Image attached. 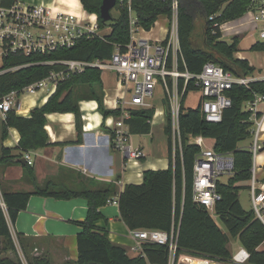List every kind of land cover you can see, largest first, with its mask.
<instances>
[{
  "label": "trees",
  "instance_id": "16d2710c",
  "mask_svg": "<svg viewBox=\"0 0 264 264\" xmlns=\"http://www.w3.org/2000/svg\"><path fill=\"white\" fill-rule=\"evenodd\" d=\"M83 10L96 14L99 28L108 27L101 36L86 39L79 38L72 47H57L55 50L25 55L20 52L7 51L1 55L0 65V99L15 90L20 96L24 87L37 83L49 76L50 72L62 68L60 64H48L44 61L57 59L94 60L109 58L115 45L124 48L130 41L131 23L129 13L135 16V27L149 30L158 17L164 16L169 21L173 14L177 21L176 31L179 40L177 68L192 74L201 72L203 63L212 61L223 69L230 71L235 77L250 76L254 68L247 61L235 58L236 40L227 44L220 39V24L235 20L254 6L253 0H118L115 4L116 15L102 22L98 16L101 0H79ZM13 0H1L0 5L6 7ZM174 3L176 6H174ZM197 21L200 30L196 31ZM166 39L163 41L165 43ZM250 50H264V43L252 44ZM168 65L171 54L168 53ZM20 66L18 69H10ZM101 72L96 67H87L82 72L70 74L58 80L55 92L51 94L40 108H33L29 116L15 114V108L6 113L0 123L1 138L6 135L9 126L19 132V141L15 148L0 149V164L15 163L20 152L33 150L47 144L44 129L45 113L73 112L76 129L80 130V111L78 100L94 99L103 117L108 114L117 116L120 109H105L102 105L103 89ZM169 87L170 82L168 83ZM179 94L178 129L180 142L172 152L170 103L167 96L162 98L164 106L163 132L167 136L168 166L165 169L143 171L140 184H125V188L117 195L119 217L129 230L162 229L170 231L174 227L177 253L187 252L202 257H215L222 264H236L232 261L233 253L228 243L234 240L245 248L249 254L242 264H264V249L260 244L264 241V224L256 217L252 209L245 210L238 199L241 188L248 186L240 181L250 179L252 169V153L248 148L238 147L241 140L251 137L253 121L246 104L254 101L256 95L264 97V81L253 80L248 85L232 84L226 91L231 105L224 108L220 122H210L203 117L200 105L195 108L184 107V99L188 90L198 89L189 79L183 91V79L177 80ZM155 108L130 109L129 118L125 119L131 134L148 133ZM256 115H260L259 112ZM190 136H202L213 140L212 149L217 153L232 155V172L226 181H216L215 190L219 199L210 212L203 205L192 199L193 164L199 147L189 143ZM14 149L19 153H14ZM24 173L32 180L34 173L28 164H24ZM120 174L115 176V180ZM91 187L77 190L51 189L34 186L28 191H2L0 206L1 250L10 251L13 257L0 256V264H23L17 255L16 245L11 238L6 219L14 223L19 211L26 208L32 194L50 195L56 199H69L82 196L86 199L87 211L83 220L77 224L81 231L77 234V260L65 264H167L168 250L166 245L144 242L141 252L136 256L127 255L125 249L110 242L106 230L98 229L95 221L104 219L99 208L115 193L113 182L92 181ZM222 222L227 232L218 226L214 216ZM106 221V219H104ZM19 238V237H18ZM21 249L26 255L27 264H52L43 255L26 254L23 241L19 238Z\"/></svg>",
  "mask_w": 264,
  "mask_h": 264
},
{
  "label": "crops",
  "instance_id": "0c3cea01",
  "mask_svg": "<svg viewBox=\"0 0 264 264\" xmlns=\"http://www.w3.org/2000/svg\"><path fill=\"white\" fill-rule=\"evenodd\" d=\"M16 1L25 4H44L72 11L76 14L86 13L81 7L79 0ZM253 2L254 6L251 9L256 8L259 3L258 0H253ZM250 11L245 12L240 17L235 18V20L220 24V39L227 44H231L236 40L234 57L246 60L248 65L254 68L251 75L247 76V78L250 81H264V50H250L252 44L256 42L264 43V41L258 39L259 25L252 19ZM131 14L134 13L131 12ZM158 18H161L162 22L159 23L157 29H153L157 23V20H155L149 30L140 28L136 32L137 35L135 37L141 36L152 42L164 41L170 30L172 20H176L175 14L172 15L169 21L164 16ZM130 34L134 36L133 32ZM259 38L263 39L260 35ZM1 63L0 52V65ZM100 72L103 89L102 105H104L106 110L117 109L119 108L117 100L122 95V88L117 83L116 74L112 70L106 69L104 70V77H102V71ZM54 92L55 86L47 84L41 90L22 94L15 107V114L21 117L29 116L33 108H40ZM126 99H128V95ZM78 106L81 122L79 132L76 129L73 112H47L45 113L44 122V129L48 139L47 144L38 149L20 152L21 156L18 158L23 157L26 159V154L29 156L30 163L26 160L25 164L32 168V173H34L33 180L24 173V164L18 161L7 165L0 164V201L2 191H28L32 190L34 186L43 188L45 185L51 189L77 190L82 187H91L93 185L92 181L113 182L115 193L111 198L117 197L124 190L125 184H140L144 170L165 169L168 166L167 149L164 153H146V150L152 149L153 145L152 126L159 123L164 124L163 105L155 109L154 113L156 114L157 109L160 108L161 114L156 121L153 120L155 115L153 114V122L148 133H130V137L132 135L140 136L137 139L131 138L132 144L142 148L146 154L140 161H127L126 157L113 147L111 124L116 116L108 114L103 117L94 99H80L78 100ZM257 111L259 113L264 111V101L257 102ZM2 121L3 118L0 119V123ZM261 128L260 139L262 145H264V121ZM141 134L150 136L151 147L147 148ZM18 139L19 132L14 126H9L5 137L1 138L0 125V149L2 147L15 148L18 144ZM206 139L211 141L212 145L213 140L210 138ZM240 142L247 143L241 144ZM251 142V137L241 140L238 143V147L248 148ZM13 152L19 153L16 149ZM252 163L255 166L258 183L257 191H259L261 188L264 189V150L258 151ZM117 174H120V178L115 180ZM240 184L248 186L243 188V190H246L250 199V182L248 180L240 181ZM239 201L243 209L249 210L252 208L251 204L245 206L241 199ZM87 204L86 199L82 196L56 199L50 195L32 194L28 199L26 208L18 212L14 223L9 222L5 212L11 238L15 242L18 254L20 255L21 252L24 255L19 243V238H21L24 247H26V254L43 255L52 264H65L68 261H76L78 257L76 236L81 231V226L77 222L85 217ZM3 209L5 210V208ZM99 211L106 221L99 219L95 221V226L98 229L106 230L108 240L121 245L127 255H138L140 251L135 246V240L129 234V228L126 227L119 217L118 203L102 205ZM263 243L259 246L262 249H264ZM1 245L2 239L0 237ZM134 246L135 248H133ZM238 248H242L239 243ZM0 256L13 257L10 251H3L1 247ZM24 264H27L26 255H24Z\"/></svg>",
  "mask_w": 264,
  "mask_h": 264
},
{
  "label": "built area",
  "instance_id": "2783aa9c",
  "mask_svg": "<svg viewBox=\"0 0 264 264\" xmlns=\"http://www.w3.org/2000/svg\"><path fill=\"white\" fill-rule=\"evenodd\" d=\"M118 1V0H116ZM120 1V0H119ZM258 6L251 9L252 19L259 25L258 35L264 39V0H258ZM174 6L175 3H174ZM93 16V17H91ZM96 14H76L53 6L44 4H25L14 0L6 7L0 6V52L1 55L7 51L20 52L25 55L40 54L55 50L57 47H72L79 38L88 39L92 36H101L97 33L99 29L96 22ZM173 21V20H172ZM131 23L130 33H136L141 27H135V17L129 13ZM220 27V26H219ZM130 34V41L122 49L115 45L109 58L81 60V59H57L56 61H44L48 64H60L62 68L50 72L49 76L41 81L30 84L22 90V94L41 90L45 85L56 86L58 80L69 77L70 74L82 72L85 68L96 67L100 71L112 70L116 74L117 83L122 88V95L118 97L120 114L117 115L112 124L113 147L127 161H140L146 154L131 142L128 124L125 119L129 118L130 109L150 108L147 100L153 96L156 78L159 80L163 90V96H167L170 103L172 152L176 140L179 144L180 135L178 129L179 94L177 91V80L183 79V91L189 79L200 92V110L204 118L210 122H220L224 108L231 105L226 91L232 84L248 85L247 77H235L230 71L223 69L212 61L203 63L201 72L197 74L181 71L177 68V55L179 53V40L177 37L176 23L173 21L165 43L154 41ZM171 54L168 65V53ZM14 66L10 69H18ZM170 86L169 87V83ZM20 95V96H21ZM128 95V99L126 96ZM20 96L15 90L0 99V115L4 119L9 110L15 108ZM263 102L262 95H256L254 101L247 103L246 109L251 113L253 127L251 129L252 142L248 149L252 153V162L263 146L260 139L261 126L264 121V111L256 115L257 102ZM155 114V113H154ZM164 119V112H163ZM153 120L151 118L150 123ZM202 136H190L189 143L199 147V153L194 160L193 170V193L192 199L203 205L212 212L214 205L219 199L215 190L218 177L223 174L230 175L232 172V155L229 153H217L211 146L204 147ZM26 160L29 156L26 154ZM249 191L252 210L264 224V189L257 191L255 166L252 163ZM106 203H117V197L109 198ZM0 206L5 208L2 201ZM129 234L135 240V246L141 252L144 242H153L166 245L168 250L167 264H222L215 257H202L187 252L177 253L176 233L172 226L170 231L162 229H133ZM264 242V241H263ZM264 244V243H263ZM135 246L133 248H135ZM249 254L245 248L238 249L232 256L236 264L244 263ZM24 264V260L21 257Z\"/></svg>",
  "mask_w": 264,
  "mask_h": 264
},
{
  "label": "rangeland",
  "instance_id": "374dc122",
  "mask_svg": "<svg viewBox=\"0 0 264 264\" xmlns=\"http://www.w3.org/2000/svg\"><path fill=\"white\" fill-rule=\"evenodd\" d=\"M111 13L112 15H116V10L113 8L111 10ZM132 17H134V14H131ZM157 23L154 25L153 29H157L158 26H159V23L162 22V19L161 18H158ZM200 21H197V24H196V31L195 33H198L199 30H200ZM173 24V21L171 22V26ZM99 27V26H98ZM108 31V27H104V28H99L97 30V33L98 34H104V32H107ZM137 33H134V36H136ZM258 39L260 41H264V39H260L259 38V35H258ZM153 44V42H151ZM104 74L105 72L102 71V77H104ZM156 84H155V90H154V94L152 97H150L147 102L151 104V106L153 108H157V107H160L163 105V103H161L162 101V96H163V90H162V87L160 85V82L159 80L156 78ZM199 99H200V92L198 89H191V90H188L187 92V95L184 99V107L186 109L188 108H195L198 106V104L200 103L199 102ZM161 114V109L158 108L157 109V112L156 114L153 116V120L156 121L157 118H159ZM0 119H2L1 115H0ZM163 125L162 123H159V124H156V125H153L152 126V130H153V136H154V139H153V145H152V149L150 150H146V153H157V152H161V153H164V151H166L167 149V136H165L164 132H163ZM142 138L147 146V148L151 147V143H150V136L149 135H142ZM140 136H133L132 135V139H137L139 138ZM241 143V142H240ZM247 142H242L241 144H245ZM204 147L206 146H211V141H208L207 139L204 140V144H203ZM229 177L228 174H223L221 176L218 177V181L220 182H223V181H226L227 178ZM238 199H241V201L243 202V204L245 206H249L251 204V200L249 199V197L247 196V192L246 190H243V188H241L238 192ZM214 216V215H213ZM218 226L220 227V229L224 232H227L226 228L224 227V225L222 224V222L219 220V218L217 216H214ZM228 233V232H227ZM1 247V246H0ZM228 248L231 249L232 253L234 254L239 248H238V243L237 241H230V243H228ZM17 255L22 259L24 260V255L20 252V255L18 254L17 252Z\"/></svg>",
  "mask_w": 264,
  "mask_h": 264
},
{
  "label": "water",
  "instance_id": "95a60500",
  "mask_svg": "<svg viewBox=\"0 0 264 264\" xmlns=\"http://www.w3.org/2000/svg\"><path fill=\"white\" fill-rule=\"evenodd\" d=\"M116 0H101L99 5L98 16L102 22L110 20L112 17L111 10L115 8ZM260 150H264V145L260 148ZM15 161H18L22 164L26 163L25 158H16Z\"/></svg>",
  "mask_w": 264,
  "mask_h": 264
},
{
  "label": "bare ground",
  "instance_id": "6f19581e",
  "mask_svg": "<svg viewBox=\"0 0 264 264\" xmlns=\"http://www.w3.org/2000/svg\"><path fill=\"white\" fill-rule=\"evenodd\" d=\"M33 93V92H32Z\"/></svg>",
  "mask_w": 264,
  "mask_h": 264
}]
</instances>
